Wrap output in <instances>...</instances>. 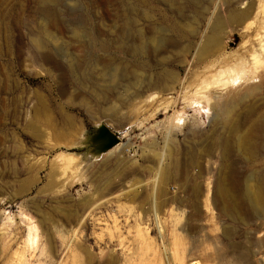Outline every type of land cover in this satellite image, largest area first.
<instances>
[{"label":"rangeland","instance_id":"374dc122","mask_svg":"<svg viewBox=\"0 0 264 264\" xmlns=\"http://www.w3.org/2000/svg\"><path fill=\"white\" fill-rule=\"evenodd\" d=\"M171 1L0 0V264H264V0Z\"/></svg>","mask_w":264,"mask_h":264},{"label":"bare ground","instance_id":"6f19581e","mask_svg":"<svg viewBox=\"0 0 264 264\" xmlns=\"http://www.w3.org/2000/svg\"><path fill=\"white\" fill-rule=\"evenodd\" d=\"M142 1H144V0H138V2H142ZM173 1V0H172ZM171 1V2H172ZM170 2V3H171ZM175 2V1H174ZM149 14V13H148ZM134 20V19H133ZM132 19H131V21H129V23H128V31L130 30H132L133 32L135 31L136 32V35H137V38L140 40V42L137 44V45H135V47H134V52L135 53H137V54H143L144 52L146 53V51H147V44L145 45V33L143 32V30L141 29V28H138L137 27V24H136V22L135 21H133ZM188 26H190V25H188ZM175 28V31H178L179 30V28H178V26H175L174 27ZM48 30V29H47ZM49 33H51V32H49V30L48 31H45V34L47 35V36H50L51 34H49ZM78 34L79 35H85L86 34V32L84 31V30H79L78 31ZM211 35V34H210ZM156 36V35H155ZM154 36V38H156ZM51 37V36H50ZM152 38V37H151ZM153 38V39H154ZM158 38V37H157ZM145 39V40H144ZM152 39V41L151 42H153L154 40ZM165 37L164 36H162V37H159V39L158 40H156L155 39V41H158V46H159V44H160V46L159 47H161V44H163L164 42H165ZM154 41V42H155ZM39 41H37V43H38ZM138 42V41H137ZM146 43H148V40H147V42ZM39 44V43H38ZM156 44V43H155ZM158 48V47H157ZM72 65L74 66V62L72 61ZM75 68V67H74ZM125 70V69H124ZM117 71V70H116ZM124 72V71H123ZM114 73V72H113ZM121 73V72H120ZM116 74V73H115ZM117 74H118V72H117ZM119 76H121V75H113V77L111 78V79H113V78H116V79H119L118 77ZM116 79H115V82H116ZM118 81V80H117ZM133 82V81H132ZM119 85H120V81H119V83H118ZM116 85V84H115ZM118 85V86H119ZM115 87V86H114ZM116 88H117V86H116ZM122 144V143H121ZM123 146L122 147H125V145L126 144H122ZM126 148V147H125ZM127 150H129V148H127ZM251 185V184H250ZM248 186V188H247V197H248V199L250 200V202L252 203V204H254V205H256V197H255V190L252 188V186ZM254 190V191H253ZM35 228H37V227H35ZM34 228V229H35ZM36 230V229H35ZM31 231V230H30Z\"/></svg>","mask_w":264,"mask_h":264},{"label":"water","instance_id":"95a60500","mask_svg":"<svg viewBox=\"0 0 264 264\" xmlns=\"http://www.w3.org/2000/svg\"><path fill=\"white\" fill-rule=\"evenodd\" d=\"M119 141L120 137L116 132L112 131L107 125H101L98 133L92 138V142L95 144L94 155H99L100 147L105 150L103 152L105 153L116 146Z\"/></svg>","mask_w":264,"mask_h":264},{"label":"built area","instance_id":"2783aa9c","mask_svg":"<svg viewBox=\"0 0 264 264\" xmlns=\"http://www.w3.org/2000/svg\"><path fill=\"white\" fill-rule=\"evenodd\" d=\"M128 151H130V149Z\"/></svg>","mask_w":264,"mask_h":264}]
</instances>
